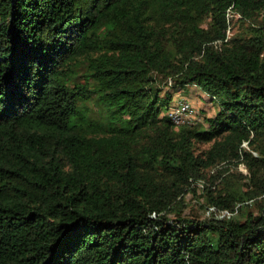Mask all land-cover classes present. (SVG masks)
<instances>
[{"label": "trees", "instance_id": "obj_1", "mask_svg": "<svg viewBox=\"0 0 264 264\" xmlns=\"http://www.w3.org/2000/svg\"><path fill=\"white\" fill-rule=\"evenodd\" d=\"M0 264H264V0H0Z\"/></svg>", "mask_w": 264, "mask_h": 264}, {"label": "rangeland", "instance_id": "obj_2", "mask_svg": "<svg viewBox=\"0 0 264 264\" xmlns=\"http://www.w3.org/2000/svg\"><path fill=\"white\" fill-rule=\"evenodd\" d=\"M234 17V16H232ZM236 19V17H234ZM246 26V22L243 23L240 20H234L231 31L233 36L240 35L244 32V28ZM160 95H163L160 93ZM183 97L187 99L190 104L193 106L195 110V114L198 119V125L202 124L203 127H206V119L213 117L215 115V112L218 110V100L212 99L209 95L204 93L198 86L190 85L185 87L184 89H178L172 91V98L170 99V103L167 104H160L159 105V112H155L157 116H164L165 110L178 98ZM79 107H84L86 109V114L91 119H103L101 118L104 116L103 112L101 111L100 105L97 103V99L95 95H92L89 100L78 101ZM197 125V126H198ZM208 147V144H201L200 148H206ZM227 168L229 172L232 173H240L244 175L247 170L245 168V165L243 163L239 164L237 167L234 165H227L224 164L220 169ZM236 184H239V181H237ZM202 188L199 186H196V189L194 192H188L184 195L183 203L185 204V207L183 208L182 215L187 217H194L198 219H206L211 217V210L210 207L205 203L204 198L201 196ZM247 211L256 212V208L251 205L249 208H244V215L241 214V216H245ZM222 214V213H221ZM239 214V213H238ZM237 216V215H236Z\"/></svg>", "mask_w": 264, "mask_h": 264}, {"label": "built area", "instance_id": "obj_3", "mask_svg": "<svg viewBox=\"0 0 264 264\" xmlns=\"http://www.w3.org/2000/svg\"><path fill=\"white\" fill-rule=\"evenodd\" d=\"M230 13L227 14L229 17ZM236 18H239L238 14L233 15ZM231 24L230 22L228 23V26L225 31V38L229 39L233 37L232 31H231ZM164 116L168 118L172 124L174 125L175 128L182 126V125H187L189 127H196L198 125V119L195 114V110L193 106L190 104V102L183 98L180 97L176 99L164 112ZM195 130V129H194ZM243 145H246V142L243 143ZM213 208L210 207V210ZM232 213L229 211L224 210L222 214L220 215L221 217L224 216H230Z\"/></svg>", "mask_w": 264, "mask_h": 264}]
</instances>
